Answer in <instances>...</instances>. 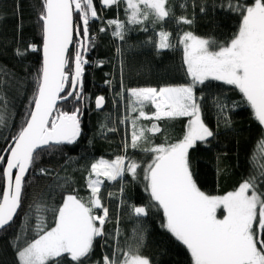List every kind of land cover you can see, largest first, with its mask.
Segmentation results:
<instances>
[{
  "label": "trees",
  "instance_id": "16d2710c",
  "mask_svg": "<svg viewBox=\"0 0 264 264\" xmlns=\"http://www.w3.org/2000/svg\"><path fill=\"white\" fill-rule=\"evenodd\" d=\"M229 2L166 0L165 7L170 12L168 18L157 20L149 13L143 24H130L124 3L118 7H102L100 0H95L102 20L118 19L124 23V38L113 37L114 26L90 22L89 39L94 46L86 54L88 63L84 66L82 79V95L87 101L70 98L57 107L68 112L81 109L78 112L81 134L73 144L38 150L39 158L25 180L21 207L11 226L0 231V264H18L13 245L24 247L35 236L36 222L41 217L52 226L51 209L59 207L64 196L75 190L74 194L87 204L90 165L100 159L113 161L118 155L130 157L141 167L135 178L125 172L122 180H104L100 190L101 203L108 209L104 236L94 239L91 253L82 258L83 264H103L105 255L112 257L117 247L127 250L130 245L134 248L139 245V254L149 258L151 264H193L190 250L166 229L162 208L154 206L149 191H146L143 171L153 158L151 152L143 149L178 142L187 131L188 118L138 119L137 131L151 128L153 123L158 124L159 131H145V136L137 141L138 147L129 146L126 152L125 137L127 134L130 145L133 126L130 120L125 124H121V120L125 116L136 119L141 107L134 97H129L128 89L190 82L183 45L179 43L183 34L192 33L214 42L209 45L211 51L218 50L220 44L233 38L238 32L241 16L239 12L229 10ZM231 3L248 5L251 0H231ZM42 9V0H0V154L5 155V159L8 153L3 150L22 125L29 101L38 87L37 76L43 57V30L39 18ZM77 17L74 12V26L80 23ZM180 17L193 22L190 25L177 23ZM101 27L106 30L100 32ZM161 32L170 34L168 43L171 46L158 50ZM77 39L74 31L73 44ZM29 45H36L37 50L17 56V49L25 51ZM121 85L125 90L123 98L118 95ZM195 91L201 97L198 102L202 120L214 133V137L206 142L197 141L189 150L190 170L197 187L209 196H223L236 190L243 181L254 179L257 191L264 193V125L258 121L254 110L235 86L222 81L208 79ZM98 96L105 97L101 109L95 105ZM133 106L137 110L129 111ZM143 111L150 115L154 106L145 102ZM41 169L45 174H41ZM2 189L3 181L0 180V192ZM134 206L145 207L147 215L137 217ZM222 211H218L220 216ZM94 214L103 213L94 209ZM61 264L74 262L65 254Z\"/></svg>",
  "mask_w": 264,
  "mask_h": 264
},
{
  "label": "snow or ice",
  "instance_id": "6c2138e0",
  "mask_svg": "<svg viewBox=\"0 0 264 264\" xmlns=\"http://www.w3.org/2000/svg\"><path fill=\"white\" fill-rule=\"evenodd\" d=\"M100 3L102 7H118L124 3L130 24H143L149 13L157 20L170 16L165 7L166 0H100ZM42 4L39 18L43 30V57L37 76L38 87L29 101L22 125L3 150L9 154L8 158L0 154V180L3 181L0 231L11 226L21 207L26 177L39 158L37 150L73 144L81 134L78 116L81 109L64 111L57 108V102L66 103L70 98L87 101L82 95V77L88 63L85 54L94 46L89 39L90 22L114 26L113 37L124 38V23L118 19L102 20L95 0H42ZM228 7L240 13L241 23L233 38L220 44L218 50L211 51L209 45L214 42L192 33H185L180 39L190 78L188 84L127 90L129 97H134L141 107L136 119L125 116L121 120V124L130 120L133 126L131 144L127 142L126 134L124 149L126 152L129 146L137 148V141L145 136V131H159L158 124L153 123L151 128L140 129L138 135L135 127L138 119L159 121L187 117V131L178 142L143 149L153 154L151 162L143 167L146 191H149L154 206L162 208L166 229L190 250L193 264H264V193L257 191L255 180H245L236 190L223 196H209L197 187L190 170L189 150L197 141L206 142L214 137L213 131L202 120L198 102L201 97L195 91L209 78L235 86L254 110L258 121L264 124V0H251L248 5L233 4L230 0ZM74 12L80 21L75 26ZM192 22L187 17L177 19V23L190 25ZM105 30L104 27L99 29L100 32ZM74 31L79 37L75 44ZM158 36V50L171 46L169 33L161 32ZM69 45H73L71 52ZM36 50V45H29L25 51L17 49L16 54L24 56L27 51ZM124 93L121 85L118 95L123 98ZM104 101V96H98L96 108L101 109ZM145 102L154 106L150 115L143 111ZM136 110L134 106L129 109L131 112ZM140 167L126 155H118L113 161L100 159L92 163L87 182L88 203L82 202L74 194L75 190L64 196L61 205L51 209L52 226L41 217L36 222L35 236L22 248L13 245L18 264H61L65 254L74 264H83L82 258L91 253L94 239L104 236L103 226L108 218V209L100 200L104 183L101 176L115 182L122 180L128 172L135 178ZM40 171L45 174V170ZM94 209L103 214L95 215ZM218 210H223L221 216L217 215ZM133 211L137 217L147 215L143 206H134ZM116 236H119L118 230ZM139 240L142 242L143 237ZM103 264H151V261L139 254V245L135 248L130 245L127 250L117 247L112 257L105 255Z\"/></svg>",
  "mask_w": 264,
  "mask_h": 264
},
{
  "label": "water",
  "instance_id": "95a60500",
  "mask_svg": "<svg viewBox=\"0 0 264 264\" xmlns=\"http://www.w3.org/2000/svg\"><path fill=\"white\" fill-rule=\"evenodd\" d=\"M73 25H74V13H73ZM73 37H74V33H73ZM73 42H74V39H73ZM72 46L73 45H69V51H71V48H72ZM87 54V53H86ZM86 54H85V57H86ZM82 79H83V77H82ZM61 103H63V102H61V101H58L57 102V107H58V105L59 104H61ZM105 105V101H104V104H103V106ZM38 150H40V149H38ZM37 150V151H38ZM9 155V154H8ZM8 155H7V158H8ZM14 175H15V170H14V173H13ZM19 210V209H18ZM17 213H18V211H17ZM17 215V214H16Z\"/></svg>",
  "mask_w": 264,
  "mask_h": 264
},
{
  "label": "rangeland",
  "instance_id": "374dc122",
  "mask_svg": "<svg viewBox=\"0 0 264 264\" xmlns=\"http://www.w3.org/2000/svg\"><path fill=\"white\" fill-rule=\"evenodd\" d=\"M195 36V35H194ZM195 37H197V36H195ZM198 38H201V37H198ZM201 39H204V38H201ZM209 79H212V78H209ZM202 117V116H201ZM264 125V124H263ZM140 131V130H139ZM139 131H137V134L139 135ZM95 178V177H94ZM101 179L102 180H105L106 178L105 177H103V176H101ZM102 187V186H101ZM219 211V210H218ZM217 215L218 216H220L218 213H217ZM254 227H255V225H254Z\"/></svg>",
  "mask_w": 264,
  "mask_h": 264
}]
</instances>
